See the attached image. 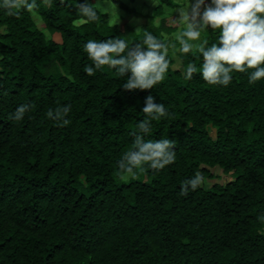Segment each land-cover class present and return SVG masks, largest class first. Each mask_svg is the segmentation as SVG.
<instances>
[{
	"label": "trees",
	"instance_id": "obj_1",
	"mask_svg": "<svg viewBox=\"0 0 264 264\" xmlns=\"http://www.w3.org/2000/svg\"><path fill=\"white\" fill-rule=\"evenodd\" d=\"M79 2L0 6V264H264V78L250 83L249 69L234 71L227 87L199 70L186 79L187 66L203 61L172 37L174 0H156L140 32L105 14L86 21ZM147 33L169 61L153 89H123L127 77L108 66L86 74L89 40L146 47ZM202 34L208 46L219 42V30ZM149 94L169 115L152 121L145 139L175 140L176 160L125 182L118 162ZM22 104L30 109L16 121ZM64 105L67 124L49 116ZM197 172L204 185L181 196V182Z\"/></svg>",
	"mask_w": 264,
	"mask_h": 264
},
{
	"label": "clouds",
	"instance_id": "obj_2",
	"mask_svg": "<svg viewBox=\"0 0 264 264\" xmlns=\"http://www.w3.org/2000/svg\"><path fill=\"white\" fill-rule=\"evenodd\" d=\"M54 0H44L48 6ZM63 2V0H61ZM114 0H95L94 4L85 2L78 4L80 15L86 21H96L99 14L118 16ZM0 6L8 9L24 8L32 12L36 7V0H0ZM203 6V11L201 8ZM186 27L176 35L182 53L199 52L202 64H189L185 70V78L191 79L198 70L202 78L210 85L227 87L232 82L234 71L249 73V82L255 83L264 78V0H195L188 11L181 16ZM219 30V42L207 45V41H200L201 35L208 29ZM143 47L139 44L129 48L125 40L110 38L104 41L89 40L84 45L88 58L93 66L86 67V74L94 75L103 66L115 69L120 76L127 80L122 88L128 91L149 90L165 78L169 68L167 46L151 33H147L143 40ZM127 50V51H126ZM126 53V54H125ZM30 105L22 104L17 107L12 118L23 120ZM70 111L68 105L50 112L49 116L67 124ZM142 113L145 118L136 125L135 141L132 148L123 154L118 162L117 176L128 182L135 180L138 172L145 167L152 170H163L176 160V141L173 139L151 140L145 139L151 130L152 121L169 115L164 104L158 103L156 97L149 94L144 101ZM205 183L204 177L197 172L188 180L180 184V195L187 196L189 191H195ZM264 221V216L260 217Z\"/></svg>",
	"mask_w": 264,
	"mask_h": 264
},
{
	"label": "rangeland",
	"instance_id": "obj_3",
	"mask_svg": "<svg viewBox=\"0 0 264 264\" xmlns=\"http://www.w3.org/2000/svg\"><path fill=\"white\" fill-rule=\"evenodd\" d=\"M177 4V8L175 11H169V9L166 12V19L168 21V24L174 28L176 33L172 36L174 39H176V35L181 32L185 27L186 24L181 19V16L183 14H186L188 11L191 13V4L195 3V0H174ZM122 2L129 8L127 10L121 9L119 6L116 5L118 16L116 15H107L109 18V23L112 26H115L119 29H124L126 27L133 28L135 31L140 32L141 29H143V26H145L150 20L147 18L149 15H152L154 8L157 4L156 0H137L136 2H131L130 0H122ZM95 3V2H94ZM92 3V4H94ZM205 3H210L208 0H205ZM115 6V5H113ZM201 11H203V6L201 8ZM168 13L172 14L168 16ZM33 18L39 28H42V23L40 22V17L33 13ZM160 19L156 20V24H159ZM48 37L49 34L46 33ZM203 35V34H202ZM200 38V41H194L193 43H199L203 42V38ZM171 40V38L167 37ZM53 39L58 42L59 36H54ZM174 57V54H173ZM175 58V57H174ZM176 59V58H175ZM177 60V59H176ZM179 64V62H178ZM179 68V65L176 66ZM232 178L230 176L224 178L220 181V183H228L231 182ZM213 183H219L217 180L212 183L207 182V186L210 187ZM211 184V185H210Z\"/></svg>",
	"mask_w": 264,
	"mask_h": 264
}]
</instances>
